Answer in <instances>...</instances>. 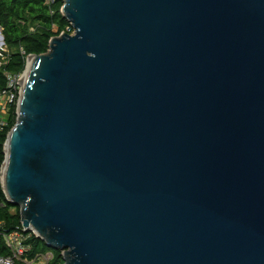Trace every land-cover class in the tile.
Instances as JSON below:
<instances>
[{
	"label": "water",
	"instance_id": "water-1",
	"mask_svg": "<svg viewBox=\"0 0 264 264\" xmlns=\"http://www.w3.org/2000/svg\"><path fill=\"white\" fill-rule=\"evenodd\" d=\"M61 12L4 143L22 226L63 264H264V0Z\"/></svg>",
	"mask_w": 264,
	"mask_h": 264
},
{
	"label": "trees",
	"instance_id": "trees-1",
	"mask_svg": "<svg viewBox=\"0 0 264 264\" xmlns=\"http://www.w3.org/2000/svg\"><path fill=\"white\" fill-rule=\"evenodd\" d=\"M63 0H0V32L5 49L0 54V89L7 85L5 72L18 74L24 70L28 54L43 53L48 49L49 39L61 32H68L69 21L61 12ZM7 126L0 132V175L5 158L4 143L9 130L16 122V103L8 105ZM21 228L19 206L9 202L0 178V256L10 254L2 232ZM25 243L30 246L27 256L50 251L53 257L48 264H63L61 250H56L31 233ZM11 264H24L13 260Z\"/></svg>",
	"mask_w": 264,
	"mask_h": 264
},
{
	"label": "built area",
	"instance_id": "built-area-1",
	"mask_svg": "<svg viewBox=\"0 0 264 264\" xmlns=\"http://www.w3.org/2000/svg\"><path fill=\"white\" fill-rule=\"evenodd\" d=\"M51 1L53 0H46V2ZM66 30L72 33V26H67ZM0 39L1 43L3 44L1 36ZM26 66L27 63L25 62L24 70L18 74L5 72L7 85L5 88L0 89V132L3 131V129L7 126L8 105L13 101L16 103L15 112L17 119L18 101L25 82L23 79V74L25 73ZM31 233L35 234L33 230L22 226V224L20 229L2 232V237L5 244L9 248L10 254L7 256H0V264H11L15 259L20 260L24 264H48L49 260L53 257V254L50 251L38 253L31 258H28L26 255L30 246L25 243V239Z\"/></svg>",
	"mask_w": 264,
	"mask_h": 264
},
{
	"label": "bare ground",
	"instance_id": "bare-ground-1",
	"mask_svg": "<svg viewBox=\"0 0 264 264\" xmlns=\"http://www.w3.org/2000/svg\"><path fill=\"white\" fill-rule=\"evenodd\" d=\"M34 60V57L29 56L28 60H27V66H26V70L25 73L23 74V79L26 80V78L28 77L32 62Z\"/></svg>",
	"mask_w": 264,
	"mask_h": 264
},
{
	"label": "rangeland",
	"instance_id": "rangeland-1",
	"mask_svg": "<svg viewBox=\"0 0 264 264\" xmlns=\"http://www.w3.org/2000/svg\"><path fill=\"white\" fill-rule=\"evenodd\" d=\"M2 49H5L4 44L1 43V39H0V52L2 51ZM1 54V53H0ZM25 81V80H24ZM25 83V82H24Z\"/></svg>",
	"mask_w": 264,
	"mask_h": 264
}]
</instances>
